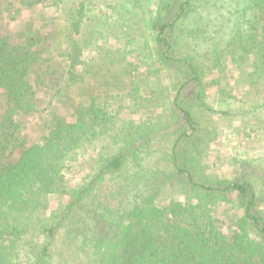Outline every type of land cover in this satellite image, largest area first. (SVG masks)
<instances>
[{
    "label": "trees",
    "instance_id": "obj_1",
    "mask_svg": "<svg viewBox=\"0 0 264 264\" xmlns=\"http://www.w3.org/2000/svg\"><path fill=\"white\" fill-rule=\"evenodd\" d=\"M194 2L170 0L151 22L152 41L129 39L112 51L138 60L120 74L145 66L138 83H149L141 93L134 81L130 96L155 117L129 120L111 135L114 93H97L109 82L92 84L86 59L95 36L112 33L90 30V18L68 7L44 15L41 8L58 7V0H0V264H264V208L254 182L199 173L205 72L179 47ZM241 8L235 25L246 29L230 32L228 52L253 53L264 74V0H244ZM12 21L20 24L15 38ZM205 29L194 37L204 38ZM106 138L88 172L69 179L78 156ZM156 143L176 173L144 171ZM174 180L189 199L165 195ZM61 196L67 202L51 210ZM219 204L242 211L230 234L215 218Z\"/></svg>",
    "mask_w": 264,
    "mask_h": 264
},
{
    "label": "rangeland",
    "instance_id": "obj_2",
    "mask_svg": "<svg viewBox=\"0 0 264 264\" xmlns=\"http://www.w3.org/2000/svg\"><path fill=\"white\" fill-rule=\"evenodd\" d=\"M194 1L196 11L181 23L183 31L179 32V47L184 53H191L205 72L203 85L199 87L204 91V104L197 110L202 135L205 136L200 142L198 156L195 154L197 162L202 167L199 173H207L213 178L234 179L241 176L250 178L260 193V203L264 208V74L256 72L257 61L253 53L242 51L243 54L238 53V56H235L227 49L230 32L246 29L244 25L243 27L235 25V18L239 15L241 17V13L237 11L238 9L241 11L244 0H211L210 3L208 0ZM58 2V7L43 6L41 11L46 16L61 15L62 12L57 9L68 7L75 14L83 12L86 18H90L87 22L90 30L98 28L112 33L109 34L112 36L106 38L95 36L86 59L89 66L92 64L90 68L92 71L88 74L91 83L96 84L99 79L109 82L107 88L104 86L102 90L98 89L97 93L105 94V90H108L109 94L114 93L111 110L117 116L118 125L111 135L129 120L137 123L150 121L154 114L136 104L130 96L131 89L134 90L138 86L133 82L138 83L143 78L144 74L141 71L145 66L140 67L141 71L132 67V72L120 74L126 62L136 64L138 60L131 53L123 55L125 58L122 60L121 56L118 57L112 51L118 47L124 49L129 39H132L135 45L145 39L152 41L151 22L160 12L162 13L160 8H164L165 3L170 0H58ZM21 16L27 19L29 13L23 12ZM202 26L206 27L204 38H195L194 31ZM262 28L264 33V26ZM19 30L20 24L12 21L9 31L14 38ZM117 39L118 41L120 39L119 44ZM125 49L129 51L130 47ZM96 54L100 55L96 57ZM217 56H220L219 60ZM98 65L102 70L97 67ZM93 69L100 71L102 77ZM111 69L118 80L110 79L113 75L109 73ZM149 78L151 84L157 81L155 75ZM162 78V88L168 87L169 82L164 74ZM146 79L138 83L141 93L148 82ZM157 83L158 81L153 84ZM60 112L64 113V109L60 108ZM108 141L106 138L89 145L86 156L80 154L76 164L68 171V178L73 181L77 176L88 172L91 168L90 157ZM151 152L152 154L144 158V171L176 173L169 158L164 156L167 152L165 146L156 143ZM87 159L89 163H86ZM165 191L169 198L176 197L182 201L189 199L188 196L178 194L182 191L178 181L170 182ZM66 202L67 197L54 198L50 203V209H56ZM240 215L242 211L237 205L219 204L215 211L218 224L228 234L235 230V220Z\"/></svg>",
    "mask_w": 264,
    "mask_h": 264
}]
</instances>
